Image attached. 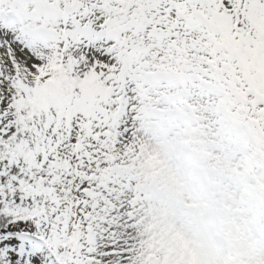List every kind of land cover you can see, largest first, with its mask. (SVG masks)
Here are the masks:
<instances>
[{
    "label": "snow or ice",
    "instance_id": "snow-or-ice-1",
    "mask_svg": "<svg viewBox=\"0 0 264 264\" xmlns=\"http://www.w3.org/2000/svg\"><path fill=\"white\" fill-rule=\"evenodd\" d=\"M0 264H264V0H0Z\"/></svg>",
    "mask_w": 264,
    "mask_h": 264
}]
</instances>
